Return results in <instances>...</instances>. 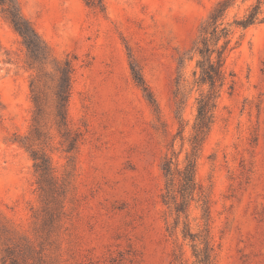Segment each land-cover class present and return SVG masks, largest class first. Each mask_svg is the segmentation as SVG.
<instances>
[{
    "label": "rangeland",
    "instance_id": "374dc122",
    "mask_svg": "<svg viewBox=\"0 0 264 264\" xmlns=\"http://www.w3.org/2000/svg\"><path fill=\"white\" fill-rule=\"evenodd\" d=\"M57 60L74 66L67 104L80 133L71 184L57 202L38 189L34 162L18 140L29 134V82L38 76L43 115L34 147L59 177L66 164L55 124L59 75L31 57L0 6V251L5 264H170L175 238L161 194L164 156L189 152L195 117L193 44L218 0H16ZM248 0L230 13L241 15ZM239 40V41H238ZM225 88L197 161L208 196L217 264H264V23L236 30ZM180 56L190 58L179 68ZM139 72L158 111L134 79ZM185 80L182 119L174 103ZM175 138V139H174ZM60 212V216L54 213ZM201 210L189 207L197 229ZM26 238L30 248L20 245ZM181 243L179 239L177 244ZM187 250V247L184 248ZM188 252H186V256Z\"/></svg>",
    "mask_w": 264,
    "mask_h": 264
},
{
    "label": "trees",
    "instance_id": "16d2710c",
    "mask_svg": "<svg viewBox=\"0 0 264 264\" xmlns=\"http://www.w3.org/2000/svg\"><path fill=\"white\" fill-rule=\"evenodd\" d=\"M248 0H218L201 23L197 38L193 44V54L196 58L193 72V83L190 91L195 89L198 95L195 98V117L191 127V134L187 142L189 152L185 154L182 163L178 155L164 156L161 162V171L165 185L161 199L166 207L171 222L167 223L166 232L176 240V248L172 253L170 264H217L216 247L211 233V217L208 196L196 181L197 161L202 146L215 121V111L218 100L224 89L231 94L235 86L234 72L228 69L227 56L238 45L233 42L236 30L245 32L247 29L264 23V0H253L245 7L241 15L230 13L239 9ZM1 13L14 31L21 37L31 57L42 58L54 64L59 75V88L56 92V111L54 114L57 132L61 137V147L66 155V164L62 174L58 177L52 167L49 157L34 147L38 141L39 130L37 125L43 115V97L38 87V76H32L29 82L30 96L33 103V113L29 134L18 140L19 145L25 148L34 162V171L37 175L38 189L45 200L57 202V194L65 192L71 184L74 171L75 153L80 139V133L70 127L67 104L71 91V79L74 66L71 60H57L53 57L50 48L38 34L32 23L26 19L16 0H0ZM190 58L180 56L179 68H184ZM133 76L141 87L148 102L158 111L156 100L145 84L141 74L132 68ZM185 80L179 75L176 79L174 103L179 123L177 137L184 140L187 123L182 119L185 107L183 92ZM175 139V138H174ZM192 202L199 205L201 216L197 229L194 230L189 220V207ZM59 217L60 212L54 213ZM181 243L177 244L178 240ZM20 245L30 248L24 237H18ZM187 247V250L184 248ZM8 253L4 246L0 251V264H5V255ZM186 252L188 255L186 256ZM16 264V262H14Z\"/></svg>",
    "mask_w": 264,
    "mask_h": 264
}]
</instances>
